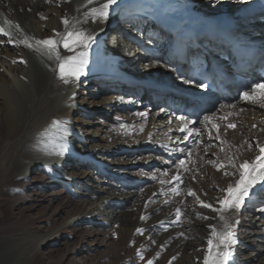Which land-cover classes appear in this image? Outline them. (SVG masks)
Listing matches in <instances>:
<instances>
[{"label": "bare ground", "instance_id": "1", "mask_svg": "<svg viewBox=\"0 0 264 264\" xmlns=\"http://www.w3.org/2000/svg\"><path fill=\"white\" fill-rule=\"evenodd\" d=\"M104 3L106 0H92L91 3L88 0H0V11L20 29L19 32L12 30L15 37L0 33V158L7 159L11 166L8 170L12 172L7 186H0V192L3 188L12 191L20 187V182L31 173L53 169V172L59 174L63 166L70 165L74 160H81L80 163L84 164V168H93L97 174H103V180L93 179L95 185L86 186L85 193L79 197V212L64 220L54 232L66 229L76 233L82 225H86V233L84 232L83 239L82 237L80 239L88 252L93 246L90 242L93 241L94 228L117 227L119 224L123 231H129L131 234L145 232L155 248L167 251L170 256L185 253L195 259L192 263L204 264V257L209 248L208 239L212 238L214 244L217 242L212 236L213 227L210 226H214L216 232H221L224 224L217 212L202 207L197 198L199 201L211 204L213 208H219L218 200L226 195L223 190L229 184L234 185L239 179V165L245 160L253 162L260 155L256 145L264 146V100L253 102L241 99V93H253V84L264 83V80H260L254 74V68L264 66V31L260 32V40L248 43L257 45V52L245 54V57L252 62V66H246L245 71L246 77L252 79L250 84H238L224 78V73L231 68V57L224 55L223 44L220 41L209 37L204 41L219 50L221 57L223 56L222 62L219 63L221 72L215 75L221 91H204L193 83L188 67L182 68V66L185 64L186 56L190 57V60L194 57L197 59L203 57L202 48L197 46L200 37L194 33L199 24L208 21L216 14L244 16L238 21L237 33L240 32L241 39L248 40L246 39L248 36L250 39H255L257 34L250 35L254 28L250 27L252 24L247 23L248 13H257L258 17L252 23L263 27L264 7L258 0H116L107 9L106 18L94 16L90 9L99 8ZM226 9L235 10V14L222 11ZM49 14L54 17L50 28H48ZM117 14L120 17L116 20L120 18L123 20V26L119 29L116 21L114 23ZM65 19L68 21L67 24L63 22ZM106 27L115 28L117 37L129 41H122L123 43L133 42L137 45V48L134 46L137 55L141 53L138 52V48L141 51L146 49L148 54H144L140 61H146L147 64L139 66L143 70L138 75V83L131 84V81H126L128 75L121 74L112 66L116 64L115 62L119 63V60L114 59L111 54L107 55L106 50L104 51L106 54L98 50L96 39ZM140 30V33L144 34L143 38L139 35L133 40V37L126 35L128 32L135 35ZM69 32H82L85 37L91 39L87 41L86 46L77 44L69 50L63 45V38ZM186 33L191 37L183 38ZM49 38L56 42L55 50L37 44V41ZM10 39L12 43L8 42ZM25 40L31 47L27 48L26 44L22 43ZM243 43L241 42V45H244ZM113 45L110 40L108 46L115 49ZM119 51L122 53L121 49ZM70 56H79V59L85 62L79 79L69 78V83L65 84L59 78L58 65L60 59ZM139 59L140 57H137L138 61ZM170 61L178 62L179 66L175 69L181 68L180 74L177 75L178 72L173 73L174 70L169 69ZM16 63H21L22 67L15 66ZM152 71L162 75L165 80H151ZM246 77L243 79L246 80ZM238 78L242 79V77ZM96 80L105 90L118 91V86L121 85V90L133 95L123 96L120 99L115 97L105 99L107 102L103 110L106 115L119 116L118 110L128 109L124 118L131 117L134 110H138L137 107L141 106L140 97L147 96L149 92L151 95L148 97L152 101L163 100L167 104L165 108L153 112L151 118L153 121H149L147 125L137 121L143 118L140 113L139 119L128 120L129 122L125 124L127 131L123 133L121 130L120 139L128 138L135 142L133 151L146 145L159 152L164 150L166 154L164 159L152 157L160 164L175 160L177 157L185 161L188 159L195 169L192 181L188 180L185 174L179 173L175 174L179 179H168L161 193L155 190L128 191L129 186L135 183L131 179L120 178V180L117 176H120L121 171L112 168L117 163L98 158L97 155L101 152L99 149L81 146L80 156L76 157L71 148L72 140L76 139L70 138L69 134L75 135L78 140L80 127L74 126L70 121V115L78 106L80 109L86 108L84 101L76 102L77 86L86 87ZM156 83L160 85L159 89L157 87V90L152 92L153 86H158ZM163 88L165 89L162 90ZM225 98H229L230 103L221 102ZM177 101L179 102L175 105ZM170 104L173 106L170 107ZM178 105L180 108H174ZM193 105L200 109L197 115L201 111L208 112L207 108L214 105L219 107L214 115L211 112L203 114L204 118L198 122L197 115L194 117L190 115V108ZM146 114L143 115L145 118H147ZM181 116L187 117V120L177 119ZM206 116L209 117L213 134L205 123ZM77 123L80 124V120H77ZM85 124L88 127L92 126L90 122ZM230 124L234 127H229ZM218 130H221L220 132L226 130V132L219 135ZM94 138H96L94 134L89 135V142ZM216 141H221L226 146L229 155L223 154L222 162V157H217L218 161L214 164L222 166L217 169L216 174L207 178L209 167L205 158L209 154L214 158L218 152L210 153L212 151L208 152L209 149L206 150L205 146ZM111 142L112 140L109 143ZM215 146L219 147L218 144ZM220 150L223 151L222 148ZM150 162L152 161L149 160L146 164ZM12 167L15 168L13 171ZM67 174L69 175L63 178L69 187L82 183L79 181L82 179L76 177L75 172ZM81 175H84V178H91L89 173L82 172ZM103 182L107 187L99 185ZM218 182L221 183L216 185ZM140 183L137 182L135 188L140 189ZM209 188L216 190L212 192ZM263 188L264 186L257 185L239 211L230 210L224 213L236 233L239 230H243L244 233L248 231V249H251L247 257L243 253L241 256L233 253L230 264H246L247 261L255 260L262 249L259 244L264 242V228L262 231H257L253 219L246 224V221H240L238 216L243 208L253 203V198ZM189 190L195 195H190ZM139 194L142 199L132 221L129 222L126 218L129 213L127 205ZM177 209H180L181 213L179 219L176 215ZM137 229L140 231L138 232ZM41 236H31L33 240L36 237L40 238L37 242L32 241L35 243L33 246L27 243L29 238L26 236L20 237L19 248H10L6 245V251L11 252L8 264H25L33 255H37L41 260L39 250L49 244L50 240L49 237ZM78 250L79 248H75L73 252L76 253ZM41 261L37 264H41Z\"/></svg>", "mask_w": 264, "mask_h": 264}, {"label": "rangeland", "instance_id": "2", "mask_svg": "<svg viewBox=\"0 0 264 264\" xmlns=\"http://www.w3.org/2000/svg\"><path fill=\"white\" fill-rule=\"evenodd\" d=\"M222 11L232 12L235 14V10L233 9H226ZM201 13L208 16L203 11H201ZM117 17H120V15L117 14L116 17H114V23L116 21L119 29V27L123 26V20L121 18L119 20H116ZM48 18L50 24L48 28H50L53 24L54 17L52 14H49ZM255 19L256 16H249L247 21L248 24H252V26L250 27L254 28V30L250 33L252 34V36L264 30L263 28H258L257 23H254L253 25L252 22L255 21ZM5 20L7 22H5ZM0 25L5 29L6 32L9 33L11 37H15L14 32L20 31L19 27L9 19H6V16H4L1 11ZM12 30L15 31L13 32ZM140 32L141 30L138 31V33L135 35L131 32H128L126 35L128 37H133V40L136 39V36L139 35L143 38L142 35L144 34ZM109 35H111L112 41L114 43L112 47H115V49H111L108 46L106 51L108 52V54H111L110 56L115 57L114 59L119 60V63L115 62L116 64L112 66L115 69H118V72H120L121 74L128 75L126 77V81H131V84L138 83V75L143 70V68L140 69L139 66H144L147 64L146 61H140L144 54H148L146 52V49L144 51H141V49L138 48V52L140 51L141 53H138L137 55V50L134 48V46L137 48V45H135L133 42L130 44H125L122 41H129L125 40L124 38L120 39L118 37V39H114V29L109 32ZM256 36L258 37L256 39H251V41L255 42L257 40H260L259 35ZM26 47L28 48L27 45ZM119 48L122 50V53H120ZM137 57H140L139 61L137 60ZM14 65L17 67H22L21 63H16ZM168 66L171 71L174 70L173 73L178 72V69H175L179 66L176 62L170 61ZM151 75V80L153 81L165 80L162 75H159V73L153 72V74ZM234 77L235 76H233L232 79H235ZM168 81L171 82L169 78ZM82 83L84 82L82 81ZM120 86L121 85L118 86V91L112 92L110 90H105L103 85L100 84L97 80L93 84H88V86L86 87L77 86L78 88L75 96L76 102L80 103L84 101V106L86 108L80 109V107L78 106L70 115V121L74 124V126L78 128L80 127V131L78 130V140L77 138H75V135L72 136L71 134H69L70 138L76 139L72 140L71 145L72 151H74L76 157L80 156L79 151L81 149V146L84 147V145H86V148L95 147L99 149L101 152L98 153V158H101L102 160L105 159L107 161H114L117 163L118 166L114 165V167L112 168L115 171H121L120 176H117L119 179H131L135 183L134 185L129 186V188L127 189L128 191H132L134 189L140 190L142 192L155 190L156 192L161 193L163 192L168 179H173L172 177H175L179 173L181 175L185 174V177L188 180H191L192 177H194L193 175H195V169L193 165L189 163L188 159H186V161L184 160L186 163H184L183 166H179L178 164V162L180 161L179 157H177L175 160L172 159L170 161H165L166 163L169 162V164H166L164 162V164H160L158 161L156 162V160H153L152 157H156L157 159H164L166 155L164 150H160L159 152L155 150V148L153 149L150 148L149 145H146L133 151L132 149H135V142L133 143L132 140L126 137H124L126 138L125 140L120 139V135H122L121 130L123 133L127 131L125 124L129 122L128 120H137L139 119V113H147V118L141 115L143 118L137 120L138 122L141 121L144 125H147L151 121H153L151 120L153 112L156 110H161L162 108H165V105H167L163 102L162 99V101L160 100L161 102H156L155 100L152 101L150 97H148V95H151V93L149 92L147 96L140 97L139 103L141 104V106L137 107L138 110H134L135 112L132 113L133 115L131 117H127V119L124 118L129 111L128 109H126L127 111L118 110L119 116L115 114L106 115L105 110H103V107L105 106L104 104L107 102V100L105 99H107L108 97L113 99L114 97L115 99H120V97L123 96H133L129 92H126V90H121ZM159 86V84L158 86H153L154 88H152L151 91L154 92L155 90H157V87L159 89ZM119 89L121 91H119ZM164 89L165 88H163L162 90ZM174 89L175 88H172V90ZM178 102L179 101H177L175 105ZM172 106L173 105L170 104V107ZM179 106L180 105L174 108H180ZM218 107L214 105L207 109L209 110V113L211 112L214 115V113L218 110ZM208 112L205 113L204 111H201L197 117L198 122L202 121L205 116L203 114H207ZM77 120H80V124L77 123ZM85 122L92 123V126H86ZM209 122L210 120L205 121L208 129L211 131L210 133L213 134L212 126ZM75 123L77 124L75 125ZM212 123L216 124L215 122ZM220 131L218 130L219 135L222 132H226V130H222V132ZM91 134H94L96 138L89 142V135ZM110 140H112L111 144L109 143ZM212 144L213 146H208ZM214 144H218L219 147H216ZM208 145L205 146L206 150L209 149L208 152L212 151L210 153L213 154L218 152L216 153L217 155L215 154L214 158H211L212 155L210 154L205 158V160L208 161L207 165L209 167L207 178H210L211 175L217 173L218 168L214 163L218 161L219 157H222V162V159L224 157L223 154L227 153L228 151L226 149V146L221 143V141H216ZM220 148H222L223 151L220 150ZM250 150L252 149L250 148ZM149 160H151L152 162L146 164ZM77 161L78 160H74L70 165L63 166L59 174L53 172V169H46L41 172L38 171L35 173H31L26 179L20 182V187H17L12 191H7L5 188H3V190L0 192L1 263L8 264V261H10L9 253L11 252L8 250L6 251V245L10 248H19L20 237L26 236L29 238L27 239V243L30 246H33L35 244L34 242H37L40 238L36 237L34 238L35 240H33L31 237L32 235H42L45 238L49 237L50 240L48 239L49 244L42 246L39 250L42 261L37 255H33L25 262V264H37L40 261L42 262L41 264H148V261H151L152 264L198 263H192L195 259L189 255L188 258L185 253L170 256L167 251L161 250L158 247L155 248L153 243H151L149 236L144 234L145 232L131 234L129 233V231H123L119 224L117 225V227L102 226L99 228H94L92 231L94 233L92 239L93 241L90 242L93 244V246L88 252L86 251L85 246L81 243V239H83L84 237V232L86 233V225H82L76 233H72L66 229H64L63 231L61 230L58 232H54L57 226L60 225L64 220L73 215H76L79 212V197L82 193H85L84 189L86 188V186H90L92 184L95 185L93 179H98L100 181L103 180L102 173V175H99L93 168H84V164L80 163L81 160L78 162ZM210 161L213 163L210 164ZM9 166L10 165L6 158H0L1 187L7 186V181L12 173L8 170ZM67 168H69V170ZM13 169L15 168L12 167L11 170L13 171ZM72 171L75 172L76 177L82 179L79 180L78 178V180L82 181V183L69 187L64 182L63 177L69 175L67 173ZM82 172L89 173L91 178H84V175H81ZM139 181L141 182L139 186L140 189L137 187L135 188L136 183ZM215 181L216 180H214V182ZM220 183L221 182H218L216 185H219ZM99 185L102 187L105 186L104 182L100 183ZM209 190L215 192L216 189L209 188ZM198 194L200 195L199 192ZM140 199H142V196L139 194L129 205H127V208L129 209V213L126 216L127 221H132ZM238 218L242 222L246 221V224L253 219L256 222L257 231H262V228H264V225L262 224L264 223V188L261 189L258 194H256V196L253 198L252 204H249L248 206L243 208ZM242 231L243 230H239L236 233L237 244L233 246V253H238V256H241V253H243L247 257L251 252V249H248V231L245 233L244 231ZM17 238L19 239L17 240ZM11 239H13V241L10 242ZM259 245L260 247H262V249L256 256V259L249 262L247 261L246 264H264V242H260ZM75 248H79L78 252L76 253L73 252ZM198 250L200 251V249Z\"/></svg>", "mask_w": 264, "mask_h": 264}, {"label": "snow or ice", "instance_id": "3", "mask_svg": "<svg viewBox=\"0 0 264 264\" xmlns=\"http://www.w3.org/2000/svg\"><path fill=\"white\" fill-rule=\"evenodd\" d=\"M89 3L92 0H88ZM116 0H106V3L100 5L99 8H92L90 9L91 13L95 15H99L101 17L106 18L108 15L107 9L110 5L114 4ZM65 24L68 21L65 19L63 21ZM0 33L4 35H9L8 32L5 31L3 27H0ZM91 37H85L84 33L82 32H69L63 38V45L65 48L71 50L77 44H84L87 45V41L90 40ZM12 43L10 39L8 41ZM28 47H31L30 44H27V41H22ZM55 41L51 38L45 39L42 41H37V44H42L48 46L50 49L55 50ZM82 55V54H80ZM59 59V56H58ZM85 61L79 59V56H70L64 59H60V63L58 65V75L59 78L65 83H69V78H76L82 75V65ZM186 83H192V81H185ZM204 85H200L203 87ZM252 89L254 90L253 93L243 92L241 93V99L244 100H251L253 102L257 100H264V83L253 84ZM139 115H144L140 113ZM177 119L181 121H186L187 117H177ZM209 117H205V120H208ZM57 123V122H54ZM229 127H234V125H228ZM183 130V128H181ZM187 139V137H185ZM256 147L259 149L260 155H258L253 162H249L247 160L243 161L239 165V179L236 180L235 184H229V186L224 189L223 191L226 193L223 199L218 200L220 205L219 208H213L211 204H206L203 201L198 202L201 204L202 207L210 208L213 211L219 214V218L223 221L224 227L221 232H216L213 227L212 236L216 238L217 242L214 244L212 238H209L208 243V251L204 257V264H230V261L233 260V246L237 244L236 232L234 231L233 225L229 222L226 218L224 213L230 210L239 211L242 205L248 200V198L252 194V190L257 186L261 185L264 186V146L257 144ZM185 163L184 160H180L178 162L179 166H183ZM213 163V162H209ZM217 168L221 167L222 165H215ZM235 166V165H233ZM227 175V173H226ZM173 179H179V177H173ZM163 183V182H162ZM190 195H195L191 190H189ZM180 209L176 210L177 218L180 217ZM143 219V217H141ZM139 232L140 230L137 229ZM215 248V251H213ZM148 264H152L151 261H148Z\"/></svg>", "mask_w": 264, "mask_h": 264}]
</instances>
